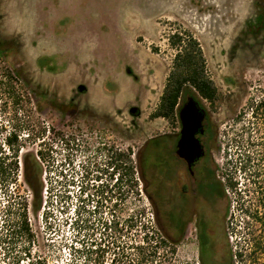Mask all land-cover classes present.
Masks as SVG:
<instances>
[{
  "label": "rangeland",
  "instance_id": "1",
  "mask_svg": "<svg viewBox=\"0 0 264 264\" xmlns=\"http://www.w3.org/2000/svg\"><path fill=\"white\" fill-rule=\"evenodd\" d=\"M254 1L0 0V43L4 49L0 65L16 70L24 97L30 99L18 116H13L10 106L0 110V126L5 123L0 140L13 126L20 129L23 139L16 182L7 190L0 186V226L6 220L7 206L14 212L24 199H31L22 159L26 152H36L40 142L31 143V139L41 140L43 132L45 141L58 146L55 161L70 158L67 178H74L78 187L89 183L86 193L94 196L89 206L96 205L103 189L106 203L100 211L107 217L112 213L124 219L131 210L145 207V219L151 220L154 206L144 194V200H134L135 190L128 194L127 186H113L118 175L111 177L107 150L131 149L137 168V153L141 151V159L147 152L152 154L154 138L176 127V123L150 116L172 65L174 51L167 37L174 23L198 39L206 74L221 96L210 110L216 132L209 146L215 178L222 179L225 162L236 150L231 146L234 134L247 127L250 139L247 143L244 138L242 145L260 155L263 174L259 180L264 185V120L256 119L248 109L251 101L264 97V38L240 40ZM138 170L139 189L148 186L154 201L152 166H144L142 179ZM6 177L12 174L7 172ZM101 183L105 186L100 187ZM78 189L75 186L67 191L77 200ZM227 206L224 199V264H264V252L251 246L250 228L243 225V215ZM55 214L48 230L40 213H29L37 233L30 259L39 255L48 264H69L68 247L63 242H69L72 229L62 221L64 215ZM234 217L236 227L231 224ZM20 247L23 244L16 250ZM192 255L184 239L169 255L170 264H192ZM7 256L9 261L13 259V254ZM21 259L19 264H27L26 258Z\"/></svg>",
  "mask_w": 264,
  "mask_h": 264
},
{
  "label": "trees",
  "instance_id": "2",
  "mask_svg": "<svg viewBox=\"0 0 264 264\" xmlns=\"http://www.w3.org/2000/svg\"><path fill=\"white\" fill-rule=\"evenodd\" d=\"M244 38L249 40L264 38V0L253 2L251 15L246 19L240 32V40ZM167 40L169 47L174 51L172 65L159 103L150 116L175 124L178 121L180 101L184 100L185 94L197 98L206 104L209 110L219 104L221 96L214 82L206 74L203 49L192 32L174 23ZM3 57L4 49L0 43V58ZM19 80L16 70L0 65V110L2 108L6 110L10 106L14 117L23 114V105L30 102L28 97H24ZM248 109L256 119L262 117L264 120V97L251 101ZM239 118L241 119L242 116ZM12 119L10 118L11 121ZM4 128L5 123L1 124L0 131ZM208 132L210 142L213 143L216 132L211 122ZM248 132L249 128L243 127L234 134L231 146L236 150L229 154L230 158L225 162L222 179L216 180L221 186V192L228 205L227 209L233 206V211L243 215V225L247 229L250 228L252 248L254 251L264 252V185L263 181L259 180L263 173L260 169V155L256 151L253 155L242 145L244 138L247 143L250 139ZM44 133L40 135L41 140L31 139V143L40 142L36 152H26L22 159L23 179L31 199L29 201L24 199L14 212L11 206H7L5 210L6 220L0 226V264H6L5 259L7 264H19L21 258H26L27 264H48V261L39 255L30 259V248L34 242H37V233L30 223L29 213L34 215L40 213L48 230L52 228L49 220L56 216L55 213L64 215L62 221L65 225H69L73 233L69 242H63L64 246L68 247L69 264H170L169 255L172 256L174 248L167 232L156 222L155 213L151 216V220L145 219L147 211L142 207L139 210H131L124 219L112 213L107 217L103 211H100L106 203L103 189L96 205L89 206L93 201L91 198L94 197L86 193L89 183L86 187L82 185L78 187L74 178H67L65 170L71 163L69 156H67L69 160L64 158L63 161H55L58 146L45 141ZM30 136L27 133L26 138ZM22 140V132L14 126L0 140L2 190H7L11 183L16 182L21 165L17 161L19 151L23 148ZM140 153L141 151L137 153L136 168L131 159V149H127V152L110 149L108 168L111 169V177L118 175L115 177L114 187L125 185L128 194H133L135 190L134 200H144V194L153 206V199L147 191L148 186L143 184L139 189L138 179L135 177L136 169H139L142 179L144 166H153V153H145L143 159L140 158ZM88 166L92 164L89 163ZM7 172L9 175L12 174L11 178L6 177ZM241 175L244 177L243 181ZM75 186L79 188L77 200L67 191L74 189ZM102 186H105L104 183H101L100 187ZM107 200L110 202L111 198L108 197ZM84 213L87 215L85 216ZM95 214L97 217L91 221ZM232 219L234 220L231 224L236 227V218ZM256 229L261 232L259 235L254 234ZM18 244H23L21 250H16ZM10 254H13V259L9 261L6 256ZM241 256L238 253V257Z\"/></svg>",
  "mask_w": 264,
  "mask_h": 264
},
{
  "label": "flooded vegetation",
  "instance_id": "3",
  "mask_svg": "<svg viewBox=\"0 0 264 264\" xmlns=\"http://www.w3.org/2000/svg\"><path fill=\"white\" fill-rule=\"evenodd\" d=\"M190 97L180 101L179 109ZM191 98L203 116L194 134L201 151L199 156L191 155L187 159L178 156L181 131L178 115L172 131L154 138V213L156 222L167 232L173 248L184 239L188 241L193 253L192 264H224V197L209 154L210 110L197 98Z\"/></svg>",
  "mask_w": 264,
  "mask_h": 264
},
{
  "label": "water",
  "instance_id": "4",
  "mask_svg": "<svg viewBox=\"0 0 264 264\" xmlns=\"http://www.w3.org/2000/svg\"><path fill=\"white\" fill-rule=\"evenodd\" d=\"M79 90L82 91L83 87L80 86ZM132 112H134V109ZM178 117L181 123L180 139L177 144L178 156L184 159L191 155L199 156L200 153L198 152L201 150L194 134L203 116L198 112L193 98H188L186 103L179 109Z\"/></svg>",
  "mask_w": 264,
  "mask_h": 264
}]
</instances>
